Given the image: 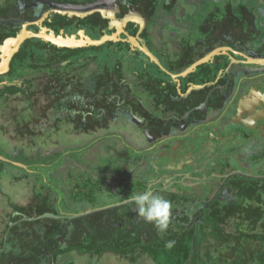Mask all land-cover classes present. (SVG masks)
<instances>
[{
    "label": "flooded vegetation",
    "instance_id": "af4514ba",
    "mask_svg": "<svg viewBox=\"0 0 264 264\" xmlns=\"http://www.w3.org/2000/svg\"><path fill=\"white\" fill-rule=\"evenodd\" d=\"M0 132V264H264V0H0Z\"/></svg>",
    "mask_w": 264,
    "mask_h": 264
},
{
    "label": "rangeland",
    "instance_id": "374dc122",
    "mask_svg": "<svg viewBox=\"0 0 264 264\" xmlns=\"http://www.w3.org/2000/svg\"><path fill=\"white\" fill-rule=\"evenodd\" d=\"M8 139V141H7ZM0 142L2 144H6L11 142V139L9 138V136H7L6 134H2L0 132ZM39 154H43L45 152H41L38 151ZM37 153V155H39ZM57 157L55 156L54 159H56ZM66 162H64V167L68 169L69 171V177H71V175H77L78 170L82 169L83 167L78 166L74 167V162L72 159H65ZM86 171H91L92 170V163H89L88 160H85V162L82 164ZM89 165L91 166V168L89 167ZM28 166V165H27ZM88 168V169H87ZM78 169V170H77ZM19 170V171H18ZM16 170L17 172L21 173L22 171L20 169ZM61 170V169H60ZM58 170L56 171V168H54V172H53V176L58 177V179H60L59 177L62 175L61 171ZM39 171H41L39 169ZM42 173V172H41ZM44 173V171H43ZM45 174V173H44ZM95 175V173H94ZM158 173L149 172V176L148 179L150 181H153L155 179V176H157ZM72 179V178H71ZM167 184V180L164 179L160 182V184ZM25 186V181H21L19 180H14L13 178V174L11 172H7L4 173V175L0 176V203L2 202V204L7 203L9 200H13V201H19L21 200L23 197L28 196L27 194V190L24 187ZM71 187H72V183H70L69 185V191H68V197H69V203H63L64 207L66 208V210H68V212H78L80 211V209H83L84 211H87L89 209H93L95 207H104L107 206L110 203H113V199H109L107 197H102L100 199H93L91 200L89 203L87 202L83 207H80L77 205V202H75V199H73V197H71L70 195H72L71 192ZM5 194H4V193ZM27 194V195H25ZM119 201V199H118ZM87 255V253H86ZM133 255H136L135 253ZM138 255V254H137ZM139 256V255H138ZM106 259H102L100 261V263L98 264H152L153 262L151 261V259L146 260V259H140L141 257H138L137 260L139 259V261H136L135 263L129 262V260H125L122 257H119L117 255L114 254H109L108 256L105 257ZM134 260H136V258H133ZM162 261L164 262V264H168L167 259L165 257H162ZM95 259L93 258V256H89L86 257L84 259V264H95Z\"/></svg>",
    "mask_w": 264,
    "mask_h": 264
},
{
    "label": "clouds",
    "instance_id": "9594fccd",
    "mask_svg": "<svg viewBox=\"0 0 264 264\" xmlns=\"http://www.w3.org/2000/svg\"><path fill=\"white\" fill-rule=\"evenodd\" d=\"M131 200L135 204V211L146 222L153 223L159 233H165L170 224L172 204L160 195H153L151 190L133 193ZM175 240L165 242V248L175 246Z\"/></svg>",
    "mask_w": 264,
    "mask_h": 264
},
{
    "label": "trees",
    "instance_id": "16d2710c",
    "mask_svg": "<svg viewBox=\"0 0 264 264\" xmlns=\"http://www.w3.org/2000/svg\"><path fill=\"white\" fill-rule=\"evenodd\" d=\"M93 214H94V213L89 214V215H86V216H82V217L70 218V219L68 220V224H77V223H79V222H81V221H83V222H87V221L93 222V221H92V220H93V217H94ZM96 214H97V213H96ZM53 222H54L55 224L58 223V222H56L55 219H53ZM54 223H53V224H54Z\"/></svg>",
    "mask_w": 264,
    "mask_h": 264
},
{
    "label": "water",
    "instance_id": "95a60500",
    "mask_svg": "<svg viewBox=\"0 0 264 264\" xmlns=\"http://www.w3.org/2000/svg\"><path fill=\"white\" fill-rule=\"evenodd\" d=\"M25 35H26V36L28 35L27 31L25 32ZM92 42H95V41L92 40ZM112 206H115V205H114V204H113V205H109L108 207H112ZM106 208H107V207H106ZM101 209H104V208H95V209H92V210H89V211H85V212H82V213L76 214V215L72 216L71 218H76V217L86 216V215H89V214H91V213H93V212H95V211H99V210H101ZM50 215L53 216V217H56V215L53 214V213H50Z\"/></svg>",
    "mask_w": 264,
    "mask_h": 264
}]
</instances>
